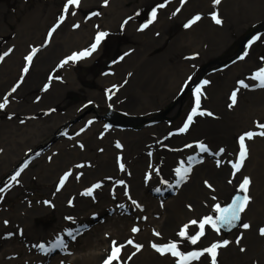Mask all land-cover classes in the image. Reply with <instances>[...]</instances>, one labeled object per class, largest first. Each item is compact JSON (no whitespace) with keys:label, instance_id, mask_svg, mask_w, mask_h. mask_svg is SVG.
Returning <instances> with one entry per match:
<instances>
[{"label":"bare ground","instance_id":"6f19581e","mask_svg":"<svg viewBox=\"0 0 264 264\" xmlns=\"http://www.w3.org/2000/svg\"><path fill=\"white\" fill-rule=\"evenodd\" d=\"M125 1L116 0V2H112L111 0L108 5L117 3V6L110 9V17L104 21V27L116 26L120 18L126 15V13L123 15L126 11L124 8ZM91 3L100 4L99 0H79V4L72 6V9L87 4L91 5ZM144 4L156 11L153 23L145 27L146 33L151 31V35L147 34L144 40L141 37L138 38L140 49L125 48L127 53L124 58L114 62L113 65L115 83L120 84L122 80L126 79L128 82L121 88L111 86L109 95L95 90L89 92L97 101L109 103L108 105L124 115V118L112 114L111 117L107 115L105 117L113 121L112 123H106L105 120H102L105 126L107 124V128L104 125L102 126V121H99L100 123L96 122L97 124L89 126V130L78 134L79 139L77 141L72 143L58 142L49 153L39 159V162L41 161L40 163L44 166L39 167L41 173H37V176L39 180L43 179L44 181L48 178L54 179L60 174L62 177L68 165L75 162H85V164L81 163L82 165L71 166L73 176L70 180L67 179L66 184L59 189V194L55 196L58 212L62 211V214L75 212L74 214L80 215L82 210L86 209L89 199L79 198L78 195L80 193L84 194L88 189L92 190L95 185L102 188L106 197H111V192L122 190L125 193L124 196L131 199L132 195L138 197L139 194L136 191L147 185L142 177L146 174L145 172H148V183L155 187V191L162 192L165 186L170 184V178L175 179V172L179 169V166L174 164L180 157H186L188 149L193 144H197V148L203 146L205 149L216 146L226 148L231 152L229 155H225L227 156L226 162H221L218 158H205L198 163L199 165L192 166V176L182 185L181 192L166 201L165 205L162 206L163 213L160 221H150L156 225L154 230L148 231L145 228L143 232L132 234L118 230L115 240L111 241V245L103 252V255H97L96 259L90 263L82 262L80 264H104V261L112 253L113 242H116L115 246L122 247H120L118 258L113 260L111 264H213V260L215 264H264V234L261 232V229H264V137L257 134L258 122L254 120L257 117L255 113L256 105L250 103L249 100H244L241 102L242 105L236 103L235 110L231 111L232 102L227 97L228 93H232L230 87L237 84V82L231 81L228 75H235L238 72L237 69H249L254 63L256 64V61L249 57L241 60L237 59L238 62L216 70L209 75L208 80L212 83L204 89L202 98V106L208 112L204 116H195L184 134H175L159 143L163 170H166L162 180H158L154 170L149 168V154H146L148 156L145 154L140 156L139 154L149 149V147H154V138L164 131L166 121L157 120L155 123L148 124V126L138 130H133L128 125L130 123L128 119L130 116L128 115L164 107L166 102L164 99L169 97V91L177 88L179 79L187 73V65L191 61L181 58L178 62L179 67L172 70L171 63L164 56L163 49L166 46L175 45V48L179 50H187L186 53H192L196 50L203 65L210 62L213 64L215 60L210 59V54L224 52L225 49H221L223 45L224 47H231L235 42L234 35L239 32L240 27L259 19V14L264 8V0H222L219 5V7H222L220 14L224 21L229 22V27L222 28L218 35L215 34L214 29L207 31L209 28V25L206 26L208 21L203 18L195 21L204 22V30L201 31L196 30V32L186 35L187 32L178 26L179 21L186 20L187 12L193 10L191 9L192 6H199V10L204 13L213 11V6L209 0H188L187 2L183 0H158L156 2L155 0H141V5ZM168 8L169 11L173 9L168 17L158 12V10H167ZM176 11H178L177 16L175 15ZM50 14L51 8L44 14L43 24L40 28L43 29L45 26L44 21L50 19ZM37 16H40L37 10L26 13L18 27L19 35H21L23 29H30V26L27 27V25L31 21H35ZM203 17L209 18L205 17L204 14ZM64 25L58 27L60 36L57 38L58 41H55L54 54L49 58H44V55H42L35 60V65L39 67V71L40 66L45 71L48 64L43 65V62H47V59L51 60L56 53L60 57L62 52L67 53L69 46L75 48L81 45L82 47L83 42L87 41L83 33H86L88 28L79 30L75 35H72L69 26ZM93 25L94 23L87 22L89 28ZM136 26H139V24L131 22L126 27L127 34L132 38L137 35ZM1 27L4 28V25L0 22ZM193 31L195 30L193 29ZM222 36L230 40L229 45ZM259 38L261 39V34L257 36V39ZM30 42V39L24 36L16 45L20 44V48H26L31 44ZM22 43H24V46H22ZM220 43H223V45ZM204 45L206 46L203 47ZM228 47L225 48L228 49ZM246 50L249 51V47ZM11 55L9 59H4L2 72L7 73L8 61L14 62L13 65H16L18 56H14L13 51ZM218 56L216 55L212 59L220 61ZM209 60L211 61L209 62ZM55 61L57 59L52 63H55ZM62 75L66 85L61 83L54 85L47 96H42L39 107H42L43 102L53 97V95L56 96L60 90H65V86L73 88L77 86L78 82L71 68L65 67L62 70ZM218 79H222L221 82ZM98 81L102 82L104 86H108L109 78L102 75L98 78ZM260 101L264 104V95L260 97ZM33 106L37 108L36 105ZM28 107L31 110L33 109L30 106ZM72 112H74V108L71 107L63 114V120L65 121L67 115ZM212 112L214 115L211 114ZM167 113L172 112L166 110L164 114ZM263 116L264 108L260 111V117ZM59 117L53 114L52 119L46 124L36 122L33 127L26 128L14 126V130L10 123L1 122L0 147L4 146L6 141L10 143V146L7 148L8 145H6L4 153L0 155V170L5 169L10 161H13V157L16 155L14 149H24L33 142H37L39 138L52 130ZM154 119L158 118L154 117ZM118 124H125L127 128L122 126L119 130ZM184 124L185 121H181L177 130L180 131ZM247 133H252L251 138L245 135ZM241 136H245L244 143L247 156L239 170H234V165L239 158L237 153H240ZM74 144L84 146L81 150L69 152L67 146ZM109 144L115 147L116 150H110L109 146V150L102 152L103 154L96 152V150L100 152L101 147H108ZM121 147L125 148V153L122 152ZM137 154L139 158L135 159L134 157ZM88 163L93 166L85 168L84 166ZM245 178L250 181L246 193L250 197L249 202L244 210L239 213V219L231 227L224 226L217 218L222 215H230V206L233 205V201L237 197L245 195L240 188ZM106 181H111L112 184L106 187ZM127 186H129L128 189H126ZM96 197H98V193ZM75 199L77 203L73 208L70 203L75 202ZM44 208L43 203L40 206L35 204L25 205V208L20 207L15 214L8 213L11 220L10 224L17 223L21 225L27 223V226L31 227L28 229L29 232L42 235L44 229L35 228L31 223L32 218L41 214L40 212ZM72 209H74V212ZM209 217L216 223L219 230L214 228L211 223L205 224L203 235H200L196 243L193 244L191 238L200 233L201 222ZM193 221L196 223L193 224ZM2 222L0 221V229L3 227ZM244 224H247L248 227L244 228ZM116 226L114 225L115 228H118ZM182 231L185 233L184 236L180 235ZM128 241H132V243L129 244ZM224 241L228 243L225 244ZM171 244L176 245L174 250L177 253L176 255H173L170 251H165L162 254L157 251L156 247H153V245H156L163 249ZM213 244L218 245L214 257L211 252L206 251ZM137 245L140 246L139 250H137ZM2 253L7 254L8 250L4 249ZM192 253L198 254L196 258L189 255ZM76 261H78L77 257H74L72 264H76Z\"/></svg>","mask_w":264,"mask_h":264},{"label":"rangeland","instance_id":"374dc122","mask_svg":"<svg viewBox=\"0 0 264 264\" xmlns=\"http://www.w3.org/2000/svg\"><path fill=\"white\" fill-rule=\"evenodd\" d=\"M183 1L187 2L188 0ZM209 1L213 6V11L204 13L199 10V6H192L191 9L193 10L187 12L186 20L179 21L178 26L187 32L185 33L186 35L194 33L196 30H204V22H194L187 28L183 26V24H188L196 16H199L200 19H206L208 21L206 26L209 25L207 31L214 29L216 35L220 34L222 28L229 27V22L224 21L220 14L222 7H219V5L221 2L215 6L213 0ZM99 2L100 4L91 3V5L78 6L75 9H72L75 4H70L68 10L65 11L67 0H0V22L4 25V28H0V104H4V107L0 108V123H10L12 129L14 126L26 128L33 127L36 122L46 124L52 119L53 114H56V117L60 116L58 118L59 121L57 119L52 130L39 138L37 142H33L24 149H14L13 151L16 155L13 157V161H10V164L5 169L0 170V189H3V191H0V217L3 215L0 218V221H3V227L0 229V264H72L74 257H77L78 260L76 264L82 262L90 263L96 259L97 255H103V252L111 245V241L115 240L118 230L128 234L143 232L145 228L148 231L154 230L156 225L150 221H160L163 213L162 206L165 205L166 201L181 192L182 185L192 176L193 165H199L198 163L205 158H218L221 162H226L227 156L225 155L231 153L228 149L219 146L209 147V149L203 148L204 150H202V148H197V144H193L188 149L186 157H180L174 164L178 165L181 171L189 169L185 174L186 178L179 184H177L178 176L176 171L175 179L170 178V184L166 185L162 192L155 191V187L147 181L148 172H145L146 174L142 178L147 182V185L136 191L139 194L138 197L132 195L131 199L126 198L122 190L111 192V197H106L102 188L93 187L90 194L88 189L84 194L80 193L78 195L79 198L89 199L86 209L82 210V214H74V209H72L74 213L71 212L70 214H62V211L58 212L55 196L59 194V189L73 176L71 166L82 165L85 162H75L68 165L62 177L60 174L54 179L48 178L46 181L40 179V181L37 173H41V168L39 169V167L44 165L40 163L41 161L39 162V159L49 153L58 142L72 143L77 141L79 139L77 135L89 130V126L97 124L96 122L100 123L99 121L105 120L106 123H112L113 121L105 117L107 115H109L108 117L116 115V117L124 118V115L112 109L108 105L109 103L97 101L89 92L90 90H95L109 95L111 86L121 88L128 82L126 79L122 80L120 84L115 83L114 62L124 58L127 53L125 48L140 49L138 38L141 37L144 40L147 34L151 35V31L146 33L145 27L142 28L141 26H148L154 21L152 19L154 9L146 4L141 5V0H126L124 3L126 11L123 13V15L125 13L126 15L120 18L116 26L104 27V21L110 17V9H113V6L116 7L117 3L108 5L111 0H107V3H105V0H99ZM112 2H116V0H112ZM50 8V19L44 21L45 26L42 29V27L40 28L43 24L42 18ZM32 10H37L40 16L35 17V21H31L27 25V27L30 26V29H23L21 35H19L18 27L20 22H22L26 13ZM158 12L168 17L173 12V9L169 11L168 8L167 10H158ZM177 13L178 11L175 12L176 16ZM213 13L217 15L222 23H215L212 18ZM203 14L209 18H204ZM61 16L64 17L63 20L60 19ZM73 18L77 21H74ZM149 20L152 22L149 23ZM87 22L90 24L94 23V25L89 28ZM131 22L139 24V26H136L137 35L135 38H132L126 32V27ZM63 24L66 27L69 26L72 35H75L79 30L88 28V33H83L87 41L83 42L84 45L82 47L81 45L75 48L69 46L67 53H61V58L56 53L51 60L47 59V62H43V65L48 64L45 71L41 69V66L39 71V67L35 65V60L42 55H44V58H49V56L54 54L55 41H58L57 38L60 36L58 27ZM50 32L51 35H49ZM98 33H106V35L101 39L96 50L91 55L79 60H68V57L72 56L73 53H80L90 49ZM263 33L264 8L259 14V19L252 21V23L244 24L240 27L239 32L234 35L235 40L240 37L247 39L241 53L234 54L237 49L236 45H234L228 51L229 56L227 57L229 59L235 55L239 60L249 57L256 61V64L254 63L249 69H237L238 72L235 75H228L229 79L234 81V83L237 82V84L230 87L232 93H228L227 97L232 102L231 111L235 110L236 103L242 105L241 102L244 100H249L250 103L256 105L255 113L257 117L254 120L258 122L257 134L259 135L264 133V127H261V125H264V116L260 117V111L264 108V104L260 101V97L264 95V86H258L261 83V79H264V73L261 72L264 69ZM259 34H261V39H257ZM221 35L223 34L221 33ZM24 36L30 39L31 44L26 48H20V44L16 45V43L18 44V41ZM198 38L200 39L199 35ZM223 39L229 45L230 40L225 37ZM220 44L223 45V43ZM22 46H24V43H22ZM247 46H249V51L246 50ZM225 47L223 45L221 49L227 51L230 48L226 49ZM34 49L35 51H33ZM12 51L14 56H18L16 65H13L14 62L8 61L7 73L2 72L4 69L2 66L3 61L12 56ZM163 51L165 53L164 56L171 63L172 70L179 67L178 62L181 58L191 61L187 65V73L183 74L179 79L177 88L169 91V97L165 98L164 101L166 100L167 102L169 98L170 100L167 103L165 102L164 107L128 115L130 116L128 125L133 130L141 129L148 126V124L155 123L157 120H164L167 123L166 128L161 132L162 134L155 136L154 147H149V149L139 154L140 156L149 154V168L154 170L158 180H162L164 178L163 175L166 173V170H163L162 155L159 152L160 141L175 134L187 132H181L177 128L181 121H187L194 106H196V114L193 115L192 119L195 116H204L208 112L202 106V98L204 89L208 88L207 86L212 83V81L208 80L211 74L203 71L200 73L203 69H209L211 64L203 65L196 50L192 53H186L185 51L187 50H179L174 45L166 46ZM220 53L210 54V59L212 61L217 60L212 58ZM30 55L31 60H26V57ZM55 59L57 61L52 63ZM238 61L234 58L229 62V65ZM11 65H13L12 68H10ZM65 67L71 68L78 82L77 86L74 88L65 86V90H60L56 96L53 95V97L43 102L42 107H39L42 96H47L54 88V85L59 83L66 85L62 75V70ZM25 68H27V71H25ZM102 75H106L109 78L108 86H104L102 82L98 81V78ZM221 80L218 79L219 82ZM203 81H208V83L204 84L202 83ZM46 85L47 87H45ZM197 88L200 89L198 106L196 105L197 94L195 92ZM234 92L236 93L235 103L232 100ZM33 105H36L37 108ZM28 106L33 109L31 110ZM71 107L74 108V112L68 114L64 121L63 114ZM166 110L172 113L164 114ZM211 114L214 115L213 112ZM154 117L158 119H154ZM101 123L103 126V121ZM122 126L127 128L125 124H118L117 127L121 130ZM261 136L264 137V135ZM67 139L69 141H66ZM6 145L9 148L10 143L6 141L4 146L0 147V155L4 153ZM83 146L74 144L67 146V149L69 152L81 150ZM109 146L110 150H116L115 147L109 144L108 147H101L100 152L97 150L96 152L98 154L104 153L109 150ZM121 148L122 152H124L125 148ZM239 154L237 153V157ZM134 158L138 159V154ZM92 166L91 163H88L84 167L91 168ZM17 172H19L18 176H16ZM14 176L16 177L15 180L12 179ZM62 178H64V182L61 184ZM110 184H112L111 181H106V187L110 186ZM128 188L129 186L126 187V189ZM97 193L98 197H96ZM74 201L70 203L73 208H75L77 203L76 199ZM42 203L45 207L44 210L40 212L41 214L33 217L31 223L35 228L44 229L42 235L29 232L28 229L31 227L27 226V223L21 225L17 223L10 224L11 220L8 213L12 212L15 214L20 207L25 208V205L35 204L40 206ZM58 213L61 215L59 216ZM114 225H117L116 227L118 228H115ZM133 228H136L137 231L133 232ZM44 234L46 235L44 236ZM41 245L43 248H41ZM4 249L8 250L7 254L2 253Z\"/></svg>","mask_w":264,"mask_h":264},{"label":"snow or ice","instance_id":"6c2138e0","mask_svg":"<svg viewBox=\"0 0 264 264\" xmlns=\"http://www.w3.org/2000/svg\"><path fill=\"white\" fill-rule=\"evenodd\" d=\"M220 2H221V0H213V3L214 4H217V5ZM105 3H107V0H105ZM70 4H79V0H67V3L65 4V11L68 10V7H69ZM161 6H163V5H161ZM155 15H156V11L154 9L153 10V13H152V19H155ZM212 18L215 21V23H217V24L222 23V21L217 17V15L215 13H213ZM60 19L63 20L64 17L61 16ZM199 19H200L199 16L194 17L193 20L189 21L188 24H185L184 27L185 28L189 27L192 23H194L196 20H199ZM151 22L152 21L149 20V23H151ZM141 27L142 28L143 27H147V25H142ZM49 35H51V32L49 33ZM105 35H106V33H98L97 36H96V38H95V42L91 45V48L90 49L84 50V51H82L80 53H73L72 56L68 57V60H79V59H81V58H83L85 56L91 55V53L96 50L98 44L100 43L101 39ZM33 51H35V49ZM26 60L30 61L31 60V55L28 56V57H26ZM65 62H67V61H65ZM25 71H27V68H25ZM261 72L264 73V69H262ZM202 83L207 84L208 81H203ZM258 86H264V79H261V83ZM45 87H47V85ZM199 91H200L199 88L195 89V92L197 94V97H196V105L197 106L199 104V95H198L199 94ZM232 100H233V103L236 102V93L235 92L232 94ZM3 107H4V104H0V108H3ZM195 114H196V106L193 107L192 112L189 114L188 119H187V121L184 124V127L180 129L181 132L185 131L188 128V125H189V123H191L192 117ZM89 123H91V121H89ZM105 127L107 128L108 126L106 125ZM261 127H264V125H261ZM245 135L248 138H251L252 133H247ZM261 135H264V133H261ZM244 141H245V136H241L240 137V155H239V158H238L236 164L234 165V168L236 170H239V168L241 167V165L243 164V162H244V160H245V158L247 156V149L245 147ZM201 148H202V150H204L203 149V146H201ZM187 171H189V169H184L183 171H181L179 169L177 170V176H178L177 184H179L183 179L186 178L185 174L187 173ZM18 175H19V172L16 173V176H18ZM12 179L15 180L16 177L14 176V177H12ZM63 182H64V178L61 179V184ZM249 183H250V181L248 180V178H245L244 181H243V183L240 185V188L245 193V195H243L242 197H237V199L233 201V205L230 206V208H231L230 215H226V216L222 215V216H220V217L217 218L221 222L222 225L231 227L235 223V221H237L239 219V213L244 210L245 206L247 205V203L249 202V199H250V197L246 194L247 193V190H248ZM94 187H99V185H95ZM0 191H3V189H0ZM90 193H91V189H89V194ZM226 211H228V210H226ZM192 223L195 224L196 222L193 221ZM207 223H211L214 228H217V230H219V228L217 227L216 223L213 222L210 217L209 218H206L200 224V229H201L200 233L197 236H194V237L191 238V242L193 244L196 243V241H197V239L199 238L200 235H203L204 225L207 224ZM243 227L244 228H247L248 225L247 224H244ZM132 231L133 232H136L137 229L136 228H133ZM261 232H262V234H264V229H261ZM180 235L181 236H184L185 233L182 231L180 233ZM128 243L131 244L132 241H128ZM224 243L227 244L228 242L227 241H224ZM115 244H116V242H113L114 247L112 249V253L104 261V264H111V262L113 260H116L118 258L119 252H120V247H122V246H115ZM139 247L140 246L137 245V250H139ZM153 247H156L157 248V251H160L162 254L165 251H170V252H172L173 255H176L177 254L174 251L175 248H176V245L175 244L168 245V246H166L163 249L157 247L156 245H153ZM217 247H218V245L213 244L212 247L210 249H206V251L211 252L212 255H213V257H214L215 256V249ZM41 248H43L42 245H41ZM189 255L192 258H196V256L198 254L192 253V254H189ZM213 264H215V261L214 260H213Z\"/></svg>","mask_w":264,"mask_h":264},{"label":"flooded vegetation","instance_id":"af4514ba","mask_svg":"<svg viewBox=\"0 0 264 264\" xmlns=\"http://www.w3.org/2000/svg\"><path fill=\"white\" fill-rule=\"evenodd\" d=\"M247 40V39H246ZM245 38L244 37H240V38H238L237 40H235V42H234V44L229 48V50H227V51H224V53H220L219 54V56H218V58H219V60L220 61H218V60H215L214 61V63L213 64H211V62L209 63V64H211V67L209 68V69H203V70H201L200 71V73H202V71L203 72H205V73H208V74H211L212 72H214V71H216V70H220V69H223V68H225L226 66H228L229 65V62H231L234 58L237 60L238 58H237V56H231L229 59L227 58L228 56H229V52L228 51H230V49L234 46V45H236V47H237V49H236V51H234V54H240L241 53V50L244 48V46H245ZM247 47H249V46H247ZM235 61V60H234ZM233 61V62H234ZM232 62V63H233ZM231 63V64H232ZM206 66V65H205ZM207 71V72H206Z\"/></svg>","mask_w":264,"mask_h":264}]
</instances>
